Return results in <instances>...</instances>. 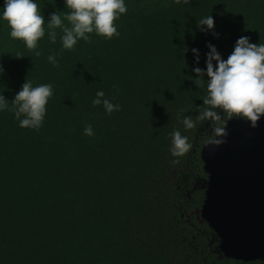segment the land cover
<instances>
[{
  "label": "trees",
  "instance_id": "obj_1",
  "mask_svg": "<svg viewBox=\"0 0 264 264\" xmlns=\"http://www.w3.org/2000/svg\"><path fill=\"white\" fill-rule=\"evenodd\" d=\"M35 2L46 20L39 57L0 19V95L11 107L25 80L53 86L39 130L0 111V264H264L209 251L196 184L206 178L199 149L215 133L210 121L181 122L196 119L207 94V76L196 86L192 71L206 70L207 45L226 60L241 36L264 44V0H124L118 37L92 33L72 50L61 29L55 43L47 34L49 15L68 12L64 0ZM208 15L214 29L198 30ZM99 90L121 110L93 106ZM175 130L192 144L179 158Z\"/></svg>",
  "mask_w": 264,
  "mask_h": 264
},
{
  "label": "clouds",
  "instance_id": "obj_2",
  "mask_svg": "<svg viewBox=\"0 0 264 264\" xmlns=\"http://www.w3.org/2000/svg\"><path fill=\"white\" fill-rule=\"evenodd\" d=\"M180 4L181 0H174ZM184 4L190 0H183ZM64 7L68 9L62 19L57 11L49 15L47 20L48 38L56 42V29H61L63 35L62 48L72 50L79 40L89 41L90 35L95 33L105 39L118 37L116 23L128 9L124 0H64ZM0 19L7 22L10 36L22 41L29 51L39 57L42 53L37 50L39 41L45 36V17L35 0H4L3 12ZM67 20L68 25H65ZM206 26V27H205ZM200 31L214 29V19L208 15L197 22ZM214 36L218 33L213 32ZM209 52L206 54V70L194 67V80L196 86H203L207 76V94L198 107V115L193 120L192 116H185L182 124L186 130L195 129L198 122L210 121L215 133L209 137L207 145L224 143L223 137L227 136V122L232 119L249 122L255 128L261 117H264V44L249 42V37L241 36L235 43L232 53L225 60L221 57L215 46L207 45ZM196 63L199 62L197 49H192ZM25 57L18 52L15 58ZM48 61L58 67L56 54L47 57ZM215 61V66L213 65ZM3 68L0 66V74ZM53 96L51 84L33 86L30 80H25L14 99L9 101L0 95V111H10L19 121L21 128L39 130L42 126L49 99ZM93 106H102L106 114L120 111V105L113 104L105 98V93L99 90L92 101ZM225 117L227 119H225ZM84 134L94 136L95 132L89 124L84 129ZM170 152L173 157H183L192 148L187 136L179 130L171 134ZM178 164L179 159L172 161Z\"/></svg>",
  "mask_w": 264,
  "mask_h": 264
},
{
  "label": "water",
  "instance_id": "obj_3",
  "mask_svg": "<svg viewBox=\"0 0 264 264\" xmlns=\"http://www.w3.org/2000/svg\"><path fill=\"white\" fill-rule=\"evenodd\" d=\"M224 143L199 149L206 178L200 217L216 239L221 256L264 259V117L227 122ZM214 137V136H213Z\"/></svg>",
  "mask_w": 264,
  "mask_h": 264
},
{
  "label": "flooded vegetation",
  "instance_id": "obj_4",
  "mask_svg": "<svg viewBox=\"0 0 264 264\" xmlns=\"http://www.w3.org/2000/svg\"><path fill=\"white\" fill-rule=\"evenodd\" d=\"M197 185V184H196ZM195 186V185H194ZM198 186V185H197ZM199 186H200V184H199ZM198 186V187H199ZM211 232V235H212V231H210ZM217 244V241H216V239H214V238H211V237H209L208 238V243H207V245H208V249H209V251L211 252V253H213V255H214V257H216V258H221V257H223V256H221L217 251H215V245ZM255 260V259H254ZM248 261H253V260H248Z\"/></svg>",
  "mask_w": 264,
  "mask_h": 264
},
{
  "label": "rangeland",
  "instance_id": "obj_5",
  "mask_svg": "<svg viewBox=\"0 0 264 264\" xmlns=\"http://www.w3.org/2000/svg\"><path fill=\"white\" fill-rule=\"evenodd\" d=\"M202 181H203V180H202ZM202 181H200V183H199L200 185H201ZM197 185H198V183H197ZM198 186H199V185H198Z\"/></svg>",
  "mask_w": 264,
  "mask_h": 264
}]
</instances>
